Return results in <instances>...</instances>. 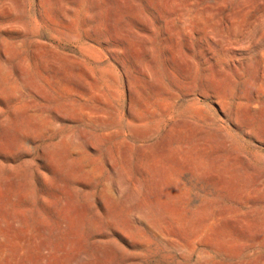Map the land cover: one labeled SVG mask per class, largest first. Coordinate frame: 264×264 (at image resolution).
Masks as SVG:
<instances>
[{
    "label": "rangeland",
    "instance_id": "374dc122",
    "mask_svg": "<svg viewBox=\"0 0 264 264\" xmlns=\"http://www.w3.org/2000/svg\"><path fill=\"white\" fill-rule=\"evenodd\" d=\"M0 264H264V0H0Z\"/></svg>",
    "mask_w": 264,
    "mask_h": 264
}]
</instances>
